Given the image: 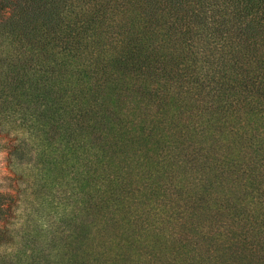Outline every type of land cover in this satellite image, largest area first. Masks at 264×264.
I'll return each instance as SVG.
<instances>
[{"label": "trees", "instance_id": "obj_1", "mask_svg": "<svg viewBox=\"0 0 264 264\" xmlns=\"http://www.w3.org/2000/svg\"><path fill=\"white\" fill-rule=\"evenodd\" d=\"M9 5L30 198L0 264H264V0Z\"/></svg>", "mask_w": 264, "mask_h": 264}, {"label": "rangeland", "instance_id": "obj_2", "mask_svg": "<svg viewBox=\"0 0 264 264\" xmlns=\"http://www.w3.org/2000/svg\"><path fill=\"white\" fill-rule=\"evenodd\" d=\"M14 1L0 0V27L13 12L14 5L9 3ZM9 141V135L0 122V262L19 245V232L25 224L30 198V189L21 171L23 167Z\"/></svg>", "mask_w": 264, "mask_h": 264}]
</instances>
